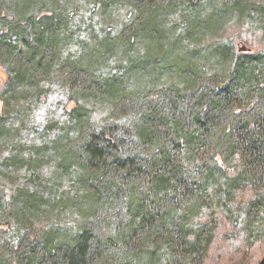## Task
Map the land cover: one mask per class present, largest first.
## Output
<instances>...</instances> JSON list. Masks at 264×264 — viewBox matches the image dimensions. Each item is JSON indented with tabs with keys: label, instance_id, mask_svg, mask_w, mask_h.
<instances>
[{
	"label": "rangeland",
	"instance_id": "374dc122",
	"mask_svg": "<svg viewBox=\"0 0 264 264\" xmlns=\"http://www.w3.org/2000/svg\"><path fill=\"white\" fill-rule=\"evenodd\" d=\"M40 1L0 0V264H19L23 248L48 234L77 236L84 229L103 242L99 264H137L114 215L122 206L91 212L84 142L91 133L112 135L124 145L134 141L123 150L136 152L152 109L182 120L194 94L227 82L215 46L250 49L264 67V0H46L43 7ZM194 4L205 17L224 18L197 34L199 23L192 33L187 20ZM49 19L58 23V40L39 52L42 34L32 24ZM147 20L159 26V47ZM32 53L37 60L28 59ZM179 55L198 72L193 88L188 80L195 74L180 72ZM110 80L123 84L121 92L108 90ZM152 120L159 125L156 116ZM216 152L210 145L184 160L195 168L204 156L215 158L234 176L238 161L225 165ZM189 224L209 230L211 243L192 258L178 253L171 264H259L264 186L246 182L224 207L205 206ZM169 252L166 243L160 246L159 264Z\"/></svg>",
	"mask_w": 264,
	"mask_h": 264
},
{
	"label": "trees",
	"instance_id": "16d2710c",
	"mask_svg": "<svg viewBox=\"0 0 264 264\" xmlns=\"http://www.w3.org/2000/svg\"><path fill=\"white\" fill-rule=\"evenodd\" d=\"M42 1L40 5L46 6L47 1ZM30 2H25L24 7H30ZM195 8L196 12L187 20L192 33L199 23L202 29L197 34L215 27L224 18L215 13L205 17V10L197 5ZM152 23L147 20L144 26L154 34L153 38L157 32L154 45L159 47V26ZM57 24L54 19L33 22L32 27L42 34L39 52L58 40ZM128 43L133 46L131 39ZM237 51L238 54L231 46H215L213 53L218 55L227 82L215 90L204 88L194 94L182 120L170 118L161 109L154 114L155 108L152 109L139 130L136 152L123 150L134 141L124 145L112 135L91 133L84 142L87 161L84 177L87 187L90 185L91 212L94 215L104 209L113 212L122 206L119 215H114L123 228L120 229L123 245L137 264H159V248L165 243L171 256L161 264H171L178 253L192 258L194 253L205 251L212 234L203 226H192L189 219L205 206L224 207L234 198L236 189L248 181L264 186V67L253 51ZM32 58L36 59L33 53L28 59ZM179 60H182L180 72L195 74L188 80L190 87H195L198 72L184 56ZM24 77L25 74L20 79ZM108 83L113 95L121 92V82ZM177 109L174 106L173 111ZM153 116L160 120L159 125L153 122ZM188 120L190 125H185ZM161 128L172 132L167 134ZM210 145L215 146L225 165L238 161L240 170L234 176H227L225 166L215 158L208 160L204 156L195 168L184 160L207 152ZM98 177L101 179L95 183ZM123 210L126 220L121 216ZM101 243L91 229L61 238L48 234L42 243L23 248L19 264H99L104 246ZM191 262L197 263L194 259Z\"/></svg>",
	"mask_w": 264,
	"mask_h": 264
},
{
	"label": "water",
	"instance_id": "95a60500",
	"mask_svg": "<svg viewBox=\"0 0 264 264\" xmlns=\"http://www.w3.org/2000/svg\"><path fill=\"white\" fill-rule=\"evenodd\" d=\"M252 50L247 49L245 47L243 48H239V52H251ZM259 264H264V258L261 260V262Z\"/></svg>",
	"mask_w": 264,
	"mask_h": 264
}]
</instances>
